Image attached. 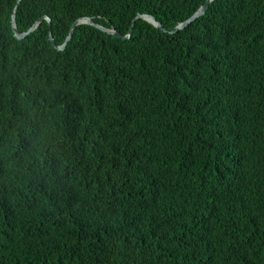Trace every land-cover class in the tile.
Wrapping results in <instances>:
<instances>
[{"label": "trees", "instance_id": "trees-1", "mask_svg": "<svg viewBox=\"0 0 264 264\" xmlns=\"http://www.w3.org/2000/svg\"><path fill=\"white\" fill-rule=\"evenodd\" d=\"M204 1L0 0V264H264V0Z\"/></svg>", "mask_w": 264, "mask_h": 264}, {"label": "water", "instance_id": "water-1", "mask_svg": "<svg viewBox=\"0 0 264 264\" xmlns=\"http://www.w3.org/2000/svg\"><path fill=\"white\" fill-rule=\"evenodd\" d=\"M21 0H17V3H16V6L14 7L13 9V13L11 15V24H12V32H13V35L16 39H23L26 35H28L29 33H31L32 31H34L38 25L42 22V20H46L48 22V25L50 24V20L48 17L46 16H43L39 19H37V21L29 28L27 29L25 32H22V33H18L17 32V29H16V26H15V11H16V8H17V5L20 3ZM212 2V0H205L204 3L188 18L186 19L185 21L179 23L178 25H176L172 30H170V33H175L179 30H182L183 28H185L188 24H190L191 22H193L195 19H197L199 16L203 15L205 13V11L207 10L208 8V5ZM138 19H142V20H145L147 21L148 23H150L151 25H153L154 27H156L157 29L163 31V32H166L167 30L165 28L162 27V25L156 21V19L154 17H152L151 15H147V14H138L136 15L133 19H132V22H131V25H130V28L128 30V33L126 35H121L119 33H117L113 28H110V29H106L104 28L103 26L99 25V24H96L93 22L92 19L88 18V17H84V18H79L77 20H75L69 31H68V34L67 36L65 37L63 43L60 45V46H56L54 44V41H53V37L51 35V32H49V41L51 43V45L61 51L64 49L66 43L69 41V39L71 38L72 36V33L73 31L75 30V28L78 26V25H82V24H86V25H89V26H92L108 35H111L112 37L116 38V39H121V40H127V39H130L131 35H132V32H133V28H134V24L136 22V20Z\"/></svg>", "mask_w": 264, "mask_h": 264}, {"label": "clouds", "instance_id": "clouds-1", "mask_svg": "<svg viewBox=\"0 0 264 264\" xmlns=\"http://www.w3.org/2000/svg\"><path fill=\"white\" fill-rule=\"evenodd\" d=\"M214 0H212V2H213ZM209 6V5H208ZM141 15H143V14H141ZM89 18V17H88ZM91 19V18H90ZM50 20V19H49ZM93 20V19H92ZM137 21V20H136ZM94 22V21H93ZM95 23V22H94ZM96 24H99V23H96ZM82 25H86V24H82ZM99 25H101V24H99ZM135 25V24H134ZM89 26V25H88ZM101 26H103V25H101ZM92 27V26H91ZM104 28H106L105 26H103ZM94 28V27H93ZM110 28H112V27H109V28H106V29H110ZM130 28V27H129ZM96 29V28H95ZM114 29V28H113ZM98 30V29H97ZM100 31V30H99ZM102 32V31H101ZM104 33V32H103ZM118 33V32H117ZM128 33V32H127ZM126 33V34H127ZM106 34V33H105ZM125 34V35H126ZM52 35V34H51ZM108 35V34H107ZM109 36H111V35H109ZM114 38V37H113ZM131 261H135L137 264H145L144 263V259H143V256H142V250H140V249H138V251H137V253H136V255H135V257L131 260Z\"/></svg>", "mask_w": 264, "mask_h": 264}]
</instances>
